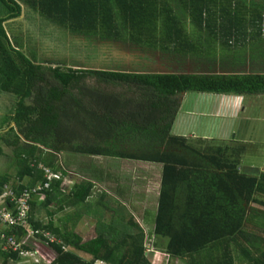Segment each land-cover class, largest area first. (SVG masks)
<instances>
[{
	"label": "trees",
	"instance_id": "obj_1",
	"mask_svg": "<svg viewBox=\"0 0 264 264\" xmlns=\"http://www.w3.org/2000/svg\"><path fill=\"white\" fill-rule=\"evenodd\" d=\"M174 2L0 0V94L16 102L12 115L0 124V158L14 161L17 168L15 182L12 176L0 174V195L9 183L17 195L44 184L43 165L66 176L67 170L59 168L60 153L158 164L162 184L154 231L166 239L164 249L170 258L188 264H264V212L251 207L264 205L258 199L264 197V180L240 171L239 155L228 154V146H201L204 143L171 132L181 94H258L264 92V77L65 68L62 63L53 67L30 60L13 46L3 28L31 9L87 41L120 39L142 49H174L175 56L193 53V37L200 33L229 46L249 35L256 40L264 35V0ZM186 20L190 30L184 27ZM89 79L99 87L88 86ZM102 84L124 89L107 93ZM62 185V178L52 180L44 191L45 201L31 203L29 225L5 233L21 242L33 233L52 249L53 254L46 255L38 245V253L49 264H153V255L147 254V232L135 219H114L116 227H99L85 242L67 222L59 228L37 219L41 210L52 219L55 213L49 208L55 202L61 206L58 212L86 204L94 189L89 180L77 182L70 193H64ZM252 211L255 216H250ZM255 217H259L257 233L248 228ZM125 225L132 227L120 235ZM23 249L35 250L29 243ZM20 261L19 251L0 246V264Z\"/></svg>",
	"mask_w": 264,
	"mask_h": 264
},
{
	"label": "rangeland",
	"instance_id": "obj_2",
	"mask_svg": "<svg viewBox=\"0 0 264 264\" xmlns=\"http://www.w3.org/2000/svg\"><path fill=\"white\" fill-rule=\"evenodd\" d=\"M254 1L261 3V0ZM172 2H174V0H172ZM184 27L188 30L191 29L188 26V20L185 21ZM3 28L5 29L13 46H18L17 49L25 54L30 60L35 61L38 64L41 62H49L53 65V67H56L57 63H62V66L65 68L74 67L94 70L118 69L138 71L175 70L177 72H184L188 70V72L191 73H202L209 72L211 70L214 71L213 68H216L219 65L223 67L224 64L230 61L229 58L239 59L240 65L243 57L246 56V53L249 50L259 55L264 54V37H261L260 40L257 39L256 42L251 44V46H246L248 44L247 43L243 47H238V44L243 43V41H240L238 44L233 42V45L230 46L222 45L221 42L215 39V37H212V35L208 33H200L193 37L195 49L193 50V53L187 55L189 59H186V56L180 52L177 56H175L176 54H174V49H171L170 51H162L160 49L150 47L142 49L140 46L120 39L105 42H102L99 39L87 41L82 35L74 34L71 31H64L59 26L49 23V21H47L44 17L34 12L32 13L31 9H27L23 16L16 21V23L3 24ZM86 84L90 87H99V85L91 79L87 80ZM100 88L105 92L110 93L115 91L119 92L124 89V86L102 84L100 85ZM15 104L16 102L13 100L12 104L9 103L8 107L15 106ZM244 106L247 108L248 112L246 116L242 117L240 122L236 123L239 131H236V134L238 133L239 138L245 137L247 140H252L253 143L257 144V140L259 138L257 130L260 134L262 130L264 133V128L258 129L264 125V103L262 101H258L256 98H252L245 101ZM0 108L1 124L12 115L13 108L8 109L5 106H0ZM5 112L7 114L2 115ZM245 118L248 120H245ZM253 119H262V121L255 122L252 121ZM247 129L248 133L252 134L250 137L244 136ZM239 150L240 147L238 148V151ZM250 155L251 154L247 152L243 155V159L249 157ZM255 161L259 164L263 162V160L260 161L259 158H248L245 163H256ZM58 163L59 168H65L68 172L67 175L63 177L61 173H57L63 180L61 188L64 193H70L74 189L75 180L78 181L81 179V176L86 177V175H90L96 182L98 190L101 188L107 191L108 194L114 198V204L125 205L126 208H124L120 215L118 214V218H125L128 221H132V219H135V221H138L140 218L143 219L144 213L142 214L141 209L134 207V205L130 204V202L126 201V199L117 196V194H115V185L116 187H119L117 188L119 191L132 190V188H135L134 185H137V193H134V195H136L134 197L135 201H139V203L146 208V202H144L146 195L142 192L146 187L147 178L151 175L154 178L153 180H161V167L157 164L146 162L60 153L58 154ZM16 171L17 168L14 161L6 158H0V174L4 173L12 176V182H15ZM100 171L102 173L101 176L103 177L101 179L100 174L98 173ZM106 172H110L109 174L113 177L111 176L112 180L110 182L105 180L106 182L103 183ZM8 185L11 187V183ZM43 202H40V204L38 203V205H41ZM98 203L97 198L91 201L89 207L92 209L87 210V216L84 217V224L77 228L76 232L85 240L95 236L94 229H96V223H105L107 226H112V228L117 225L113 219L116 212L112 210L106 211L104 208L101 209V207V210H98ZM154 203L155 202L153 200L148 202L149 224L154 223L156 218V207L154 206ZM59 205L54 204L49 208V211L55 213L58 210ZM251 207L264 209V205L252 204ZM145 211L147 214L146 209ZM72 212L73 211L70 209L65 210L60 214H56L53 219H50L47 217L45 211L41 210L40 212H37V219L43 221L44 225H48L50 221H52L55 227L63 228L65 223L64 219ZM253 213L254 212L252 211L250 216ZM254 214L252 216H255ZM258 218H252V220H250V224L248 225V228L252 229L256 233L258 231L260 232V227L256 223V219L258 221ZM141 223L149 235V240L146 242L148 249L147 254L153 255V264H188V260L170 258L169 255L165 253L164 240L155 235L154 226H151L152 224L147 225L143 221H141ZM125 226L127 227L120 229V235L126 234L124 231H129L132 227L128 225ZM36 237L37 236L30 233V237L24 241L35 248L32 252H36L37 255H39L37 258H40V262L35 261L36 257L21 256V260H23L22 262L25 264H39L41 261L47 262V260L40 253H38V245L41 248H44L47 253L46 255L53 254L52 249L48 247L47 243ZM45 237L46 239H50L51 242H55V238L51 237L49 234H46ZM77 254L84 259L89 258L88 255L83 253L78 252Z\"/></svg>",
	"mask_w": 264,
	"mask_h": 264
},
{
	"label": "crops",
	"instance_id": "obj_3",
	"mask_svg": "<svg viewBox=\"0 0 264 264\" xmlns=\"http://www.w3.org/2000/svg\"><path fill=\"white\" fill-rule=\"evenodd\" d=\"M11 22L12 21H9V23ZM261 37H264V35L260 36L258 39L260 40ZM244 40L246 39H243V41ZM254 42H256V38H253L252 35H249L246 42L244 41V43L242 45H238V47H243L247 43L248 44L246 46L248 45L251 46V44H253ZM186 59H189V58L186 56ZM229 60L230 61L224 64L223 67L219 65L216 68L215 67L213 68L214 71L211 70L209 72H202L201 74H211V76H240V77L260 76V77H264V54L259 55L249 50L246 53V56L243 57L240 65H239V62H240L239 59L229 58ZM184 72L191 73V72H188V70ZM192 73H200V72H192ZM179 98H180L181 104H180L178 114L175 118L172 130H171L173 135L187 138L190 141H194L196 143L197 142L204 143V145L200 144L201 146H213V145H219V144L222 146H228L230 148L229 152H227L228 154L230 155L238 154L239 155L237 157L240 160V166H239L240 171L251 174V175L252 174L258 175L261 179L264 180V133H263V130L261 131V134L257 130V135H259V138L257 140L258 145L253 143L252 140H247L245 137L239 138L238 133L236 134V131L239 132L236 126V123L240 122L242 120V117L246 116L248 112L247 108L244 106L245 101L252 99V98H256L258 101H262L264 103V92H259L258 94H251V95H232V94L216 95L215 93L188 92V93L181 94ZM13 100L14 99L11 96L0 94V106H5L8 109L13 108V106L8 107L9 103L12 104ZM6 114L7 113L5 112L2 115H6ZM245 120H248V119L245 118ZM252 121L261 122L262 119H259V120L253 119ZM260 128H264V125H262V127H259L258 129ZM251 135L252 134L248 133V129L244 133V136H247V137H250ZM239 147H240V150L238 151ZM247 152H249L251 155L243 159L244 157L243 155H245ZM254 156H257V157H254ZM248 158H254V159L259 158L260 161L263 160V162L260 164L257 163L256 161L255 162L257 164L254 162L245 163L246 159ZM159 166L161 167V175H162V166L161 165ZM98 173L100 174V179L103 178L101 176L102 174L101 171ZM109 173L108 172L105 173V178L103 179V183L106 182L105 180H107V182L108 181L110 182L112 180L111 179L112 175H110ZM153 179L154 178L151 175L147 178L146 187L144 191L142 192L143 194L146 195L145 201H144L146 202L145 204L147 206L146 208H144V206L141 203H139V201H135L134 197L136 195H134V193H137V189H136L137 185H134L135 188H132V190L130 189L128 191H119V189H117L119 187H116L115 185V188H116L115 194H117V196L126 199V201H129L130 204H133L134 207L141 209L142 214L144 213L143 219L140 218L138 221H136L141 226L143 225L141 221H143L147 225L152 224L151 226H154V223H150V224L148 223L149 222L148 221L149 220L148 202L151 200L155 202L154 203V206L156 207L155 217L157 216L159 198H160V193H161L162 178L161 180H153ZM81 180L82 181L89 180L94 184L92 196L86 204H82L78 206V208H74V207L66 208L65 210L70 209L73 212L70 213V215H68L64 219V222H67L69 225H71L72 227L71 226L70 227L73 228L74 233L77 235H78V233L76 232L77 228L84 224L83 223L84 217L87 216V210L92 209L89 206L91 204V201L94 200L95 198H97L99 202L97 205L98 210L101 207V209L104 208L106 211L108 210L115 211L117 214V211L122 213L124 208H126L125 205L114 204L113 202L114 198H112L110 194H108L107 191L101 188L98 190L96 182L92 179L90 175L88 176L86 175V177L81 176L80 180L78 181L75 180L76 181L75 184ZM258 199L264 201L263 200L264 197L261 198V196H258ZM54 204L59 205L60 203L55 202ZM54 204H52V206ZM60 208L61 206L59 205V208L55 212V215L60 214L65 211L63 210L62 212H58ZM145 209L147 210V214L145 213L146 212ZM260 211L264 212V209L260 208ZM70 216H74L73 221H76V219L77 221L74 223L72 219L69 220ZM118 217L119 216L114 215L113 219H117ZM102 226L107 227L105 223H96L95 225L96 229H94V232H96V230ZM78 236L82 238L83 242L89 240V239L85 240L80 235ZM148 238H149V235H148ZM163 240L164 242H166V239H163ZM22 261L23 260L20 261V264L24 263Z\"/></svg>",
	"mask_w": 264,
	"mask_h": 264
},
{
	"label": "built area",
	"instance_id": "obj_4",
	"mask_svg": "<svg viewBox=\"0 0 264 264\" xmlns=\"http://www.w3.org/2000/svg\"><path fill=\"white\" fill-rule=\"evenodd\" d=\"M47 181L44 184L38 183L33 189H26L21 194L17 195L12 187L4 188L0 195V246L4 251L13 250L19 251L20 256L36 257L35 261L40 262L39 255L36 252L26 251L23 249L25 242L17 241L12 235L4 232L6 228L11 227H27L29 225L31 203L34 200L40 202L45 201L44 191L50 189L52 180H60V175L47 170L45 174ZM33 234V233H32ZM49 264V261H41Z\"/></svg>",
	"mask_w": 264,
	"mask_h": 264
},
{
	"label": "bare ground",
	"instance_id": "obj_5",
	"mask_svg": "<svg viewBox=\"0 0 264 264\" xmlns=\"http://www.w3.org/2000/svg\"><path fill=\"white\" fill-rule=\"evenodd\" d=\"M42 169L45 170L46 173H47V170H51V169L46 168L45 166H43ZM1 195H2V194H1ZM11 228H15V227H11ZM8 229H9V228H6V229L4 230V232H5L6 230H8Z\"/></svg>",
	"mask_w": 264,
	"mask_h": 264
}]
</instances>
